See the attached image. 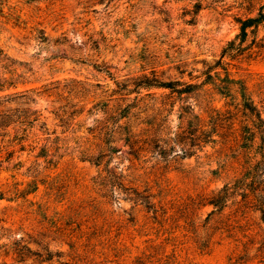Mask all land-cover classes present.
Listing matches in <instances>:
<instances>
[{
  "label": "rangeland",
  "instance_id": "obj_1",
  "mask_svg": "<svg viewBox=\"0 0 264 264\" xmlns=\"http://www.w3.org/2000/svg\"><path fill=\"white\" fill-rule=\"evenodd\" d=\"M241 2L0 0V264H264V172L231 141L166 160L128 142L236 112L200 84L264 3ZM223 61L264 120V51ZM145 77L197 88L166 101Z\"/></svg>",
  "mask_w": 264,
  "mask_h": 264
},
{
  "label": "trees",
  "instance_id": "obj_2",
  "mask_svg": "<svg viewBox=\"0 0 264 264\" xmlns=\"http://www.w3.org/2000/svg\"><path fill=\"white\" fill-rule=\"evenodd\" d=\"M241 7H251L253 3L259 4L264 0H241ZM201 5L198 3L192 10V16H197ZM248 15L244 17L236 18L239 32L235 37L227 42L225 47L220 53V58L212 66H207L202 71L201 76H204V81L200 84L212 85V89L223 99H230L231 104L229 107H233L235 113L226 111L221 113L216 111L214 116L210 118L208 125H203L200 121L190 119L186 121V125L182 127L178 135H174L175 138L166 137L163 135L157 138L155 135L143 140L135 139V135H129L128 142L132 155L138 157L142 152L154 153L156 157L161 160H166L168 154L174 147H179L183 157H189L192 155L191 149L194 147L202 148L208 144L215 143V137H222L225 141H231V151L239 152L236 155H242L245 161V169L248 174L252 175L253 179H259L264 172V120L261 117L260 111L251 100L247 85L245 81L241 79H235L228 70V63L225 64L224 59L229 61L239 60L247 56L260 55L264 51V35L260 36V32L264 29V3L260 4L255 16H250V9ZM191 23V21H189ZM250 39V40H249ZM223 72L221 76L220 71ZM264 88V81L261 82ZM180 86L179 82H162L156 77L148 79L145 77V81L142 83L144 89H161L168 91L162 95L163 100H174L177 96H182L185 93H189L192 89L197 88V85H184ZM22 97L32 102L33 99L28 97L26 93ZM166 102L163 105L166 106ZM129 106L126 107L128 112ZM37 111H34L32 115H36ZM241 118L238 121V128H235L237 123V116ZM122 117H126L123 115ZM34 119L33 121H35ZM23 123L30 124L29 117L23 116ZM224 130V131H223ZM223 131L221 136L219 132ZM233 137V139H229ZM235 148V151L233 150ZM232 158L234 156L232 155ZM229 188L225 185L217 194L207 201L208 205H212L215 208L218 206L220 200H225L228 194ZM149 195L141 197L145 203V207L152 210L153 205L150 204ZM222 198V199H221ZM262 214V220L264 222V211L260 209Z\"/></svg>",
  "mask_w": 264,
  "mask_h": 264
}]
</instances>
